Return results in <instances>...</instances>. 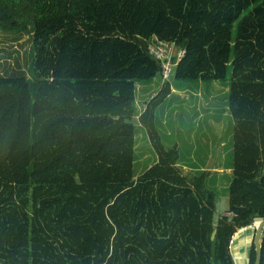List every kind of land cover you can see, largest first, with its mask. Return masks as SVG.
I'll use <instances>...</instances> for the list:
<instances>
[{"label": "trees", "instance_id": "obj_1", "mask_svg": "<svg viewBox=\"0 0 264 264\" xmlns=\"http://www.w3.org/2000/svg\"><path fill=\"white\" fill-rule=\"evenodd\" d=\"M0 33L32 58L0 72V264H235L230 238L264 219V0H0ZM154 36L186 53L141 114ZM172 79L226 87L228 215L217 174L162 143ZM137 127L157 160L135 177Z\"/></svg>", "mask_w": 264, "mask_h": 264}, {"label": "rangeland", "instance_id": "obj_2", "mask_svg": "<svg viewBox=\"0 0 264 264\" xmlns=\"http://www.w3.org/2000/svg\"><path fill=\"white\" fill-rule=\"evenodd\" d=\"M9 36L10 34L6 36L3 33H0V72L3 74H10L13 70L17 69L18 67L15 64V59H17L19 68L23 69L26 74L30 75L29 66L32 58L30 59L29 55L31 47V41L29 37L23 36L22 39L20 38L15 41L9 40ZM170 84L177 90L183 89L185 94L181 96L172 94L166 98V100L162 102V104L157 108L158 124H160L158 126L160 130L158 131L165 147L178 145V148L182 150L183 147L188 146L190 138L197 136V141L198 139L200 141V136H202V131L204 130V121L200 120L202 117L205 116L206 119H209V117L212 116H222L220 109L218 108V106L221 107L222 96L213 95L209 91L205 92L201 109L197 104L191 106L190 102L189 105L182 99V97L187 95L191 96L192 92L203 94L202 91L197 90V82L176 81L173 79ZM154 85L155 90L160 88V83L157 80L154 82ZM152 96L153 95H151L150 98ZM222 118L224 117L222 116ZM198 121H200V125ZM231 123L232 121L229 117L225 139L227 147L232 148V132L230 130ZM207 128L209 130H213L210 128V125L207 126ZM209 130L206 129L205 131L211 132ZM205 145L206 144L204 143L201 144L202 147H205ZM156 160L157 154L154 151L145 129L142 127H137L135 132V151L133 160V173L135 177L141 176L147 170L148 166L152 165ZM231 178V172L224 175V177H222L221 185L217 187L216 184L217 189L214 188L217 191V203L214 213L215 219L220 217L223 211L228 209L227 188ZM255 222L256 227L260 220ZM237 236L238 232L235 234V236H233L235 241Z\"/></svg>", "mask_w": 264, "mask_h": 264}, {"label": "crops", "instance_id": "obj_3", "mask_svg": "<svg viewBox=\"0 0 264 264\" xmlns=\"http://www.w3.org/2000/svg\"><path fill=\"white\" fill-rule=\"evenodd\" d=\"M156 80L160 83V88H157L155 90L154 82H156ZM197 83H198L197 90L202 91L203 94H200L198 92L197 93L192 92L191 96L187 95L185 97H182V99L183 98L188 99L190 100L189 102L191 103V106L197 104L202 109V105L204 101L203 96L205 92L209 91L213 95H221L222 104H221L220 112L224 118L220 116L215 118L209 117V119H206V117L204 116L200 119L204 121L203 123L204 130L202 131L203 132L202 136H200L201 142L198 139L199 141L198 143L196 138L197 136H195L194 138H190L188 142V146L187 147L185 146V150H187L186 156L185 158L183 157V159L180 160V165L185 172L186 171L189 172L194 169L207 171L209 175L206 179V182L209 184V186H213L211 184V179L213 178V175L210 173L215 172L217 175L214 182H215V186L217 183V187H218L222 183L221 182L222 177L230 173L232 170L230 167L232 148L227 147L226 139H225V135H226L225 133L229 121V117L226 113V105H225L226 98L224 97V92L226 90V87L217 82H212L207 84L203 82H197ZM165 87L166 85L162 84V81H160V77L154 79L152 82L142 83L141 86H139L137 100L139 102V106L144 104L141 108V114L144 113L145 107L148 106V102L151 99L150 96L153 95L154 97L156 96L155 98H157V96L162 92V90H164ZM172 94H177L181 96L185 94V91L183 89L177 90L173 88V86L171 85V92H169L167 98ZM198 123L200 125V121H198ZM209 125L210 128H212L213 130H209L207 128V126ZM156 127H158L157 119H156ZM206 129L211 132H206L205 131ZM202 143L206 144L205 147L201 146ZM172 146L173 145H171L170 148ZM227 214H228L227 210L223 211L222 213V215H227ZM255 225L256 222H254L249 227L243 228L238 231V236L236 237L235 244H233L230 253L233 258V261H235V264L249 263L248 261L250 260L249 253L252 247L254 246L253 240L255 233ZM262 245H263V241H262Z\"/></svg>", "mask_w": 264, "mask_h": 264}, {"label": "built area", "instance_id": "obj_4", "mask_svg": "<svg viewBox=\"0 0 264 264\" xmlns=\"http://www.w3.org/2000/svg\"><path fill=\"white\" fill-rule=\"evenodd\" d=\"M186 51L184 49L177 50L175 42L165 41L154 36L149 44V54L161 63L162 82L170 80L174 69L182 61ZM235 244V238H230L228 249L231 253L232 246Z\"/></svg>", "mask_w": 264, "mask_h": 264}, {"label": "water", "instance_id": "obj_5", "mask_svg": "<svg viewBox=\"0 0 264 264\" xmlns=\"http://www.w3.org/2000/svg\"><path fill=\"white\" fill-rule=\"evenodd\" d=\"M263 228H264V219H261L260 222L255 227L254 240H253L254 250H256L255 264H262L263 245H262L261 238H262Z\"/></svg>", "mask_w": 264, "mask_h": 264}]
</instances>
